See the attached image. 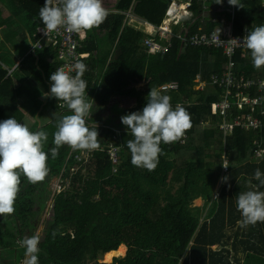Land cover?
Returning <instances> with one entry per match:
<instances>
[{
	"label": "trees",
	"instance_id": "1",
	"mask_svg": "<svg viewBox=\"0 0 264 264\" xmlns=\"http://www.w3.org/2000/svg\"><path fill=\"white\" fill-rule=\"evenodd\" d=\"M176 2L119 0L114 8L124 16L106 10L103 23L82 32L81 52L86 55L83 79L88 87L85 95L92 93L97 101L120 97L146 105L147 96H137L142 93L139 86L143 82L169 96L173 109L176 103L198 94V103L185 108L191 127L179 141L161 142L157 167L148 171L131 163L127 141L134 137L126 126H98L100 147L91 153L86 151L90 153L89 160L85 161L87 167L77 160L66 164L64 182L69 180L70 188L60 195H53L49 189L36 200L35 210L25 209L21 213L34 230V216L40 221L51 205L53 219L47 222L46 247L41 253L47 258L43 263H39L38 258V264H50L48 253L54 255L57 264L98 263L104 255L123 245L127 247V255L115 259L113 264H264V222L246 228L237 223L242 219L237 209L238 194L264 192V187L254 178L256 169L264 175V116L261 114L264 102L254 108V113L250 109V116L263 125L260 132L251 131L260 135L259 145L251 144L254 134L238 126L224 143L220 129L223 110L219 107L214 115L212 107L221 106L226 90L210 83L211 77L220 78L230 68L239 78L261 79L264 83V67L253 66L247 49H237L229 59L223 49L197 48L189 43L194 36L218 34L216 28H220L218 35L224 40L248 35L252 28L264 25V0H240L243 8L231 6L228 0H223L222 5L216 4V0H182L178 5ZM4 3L10 8L0 11V122L14 117L21 123L15 101L20 76L14 74L24 72L34 80V75L27 72L35 73L37 67L32 68L26 62L15 66L17 62L11 55L21 42L32 41L34 32L40 38L39 30L44 25L39 10L46 0H6ZM128 13L137 19L129 21ZM23 14H26L24 25L20 21ZM144 22L154 27V31H149ZM161 27L168 28L177 37L172 38L170 49L161 41ZM98 33H103L108 42L100 45ZM147 40H155L165 46L166 51L151 55ZM113 44L117 80L112 84L103 83L100 77L109 55L102 52ZM12 46L14 49L10 50ZM50 53L48 50L36 52L34 58L44 65ZM3 61L8 62L11 69L6 70ZM197 79L205 82L201 93L193 90ZM172 82L180 83L177 92L162 90ZM245 92L253 101L264 96V92L259 93L257 89ZM243 96L239 95L237 100L240 102ZM229 104L227 124L239 121L243 126L250 114L247 105L239 110L233 107V99ZM144 107L139 105L134 112H142ZM94 120L89 118L87 124ZM224 155L229 162L227 171L223 167ZM123 159L126 163H121ZM73 168L80 170L71 175ZM83 169L86 176L82 174ZM197 170L211 173L212 194L222 171L224 177L229 178L227 182L222 181L220 194L209 207V217L206 215L201 222L197 214L201 209L193 206L200 195H195L191 189ZM3 222L0 216V242L5 244L1 246L9 248L16 239L5 230ZM214 247L217 249H212Z\"/></svg>",
	"mask_w": 264,
	"mask_h": 264
},
{
	"label": "clouds",
	"instance_id": "2",
	"mask_svg": "<svg viewBox=\"0 0 264 264\" xmlns=\"http://www.w3.org/2000/svg\"><path fill=\"white\" fill-rule=\"evenodd\" d=\"M222 3L223 0H216V4ZM228 3L243 8L240 0H228ZM106 16L107 11L102 5V0H46L39 10V17L44 25L43 31L47 36L61 27L68 33L91 30L103 23ZM232 41L240 43L236 39L229 42ZM240 44L250 52L256 69L264 67V25L252 28ZM73 71L76 73L74 76L64 68H58L50 77V93L45 95L62 101L72 112L57 120L55 147L51 149L53 159L58 156L59 149L64 145L73 151H93L100 147L98 131L86 126L85 117L90 114L93 106L85 99V91L88 89L83 79L86 65L77 61ZM121 122L134 137L127 141L132 165L148 171L157 167L162 153L161 142L175 143L191 127L186 110L179 104L173 109L170 97L162 95L154 87H151L142 112L124 115ZM47 139L45 131H30L26 124L18 122L14 117L0 122V216L14 213L21 175L32 184L43 181L47 176L48 155L43 150ZM223 167L229 168L227 164H223ZM254 178L264 187V175L259 169H256ZM228 179L223 177L222 181L227 182ZM237 209L242 216L237 222L241 227L264 222V192L239 193ZM55 235L54 231L53 236ZM17 243L25 249L23 264H38L39 234L25 237Z\"/></svg>",
	"mask_w": 264,
	"mask_h": 264
},
{
	"label": "crops",
	"instance_id": "3",
	"mask_svg": "<svg viewBox=\"0 0 264 264\" xmlns=\"http://www.w3.org/2000/svg\"><path fill=\"white\" fill-rule=\"evenodd\" d=\"M181 1L182 0H177V2L175 4L178 5ZM120 12H122V11L109 12V13H116L117 14ZM145 23H147V24H145ZM144 26H147L149 28L148 30L151 32H153L155 29L154 27L150 26V24L148 22H144ZM124 27H125V25H124ZM34 35H35V38L31 41L32 42L31 51L28 53V57H32V59H33V63H32L33 65H31V67L34 68L33 66H35L37 68L34 69L35 73L27 72L29 74L34 75V80L32 78H29L28 74H26L24 72L22 73V75H17L16 73L14 74L15 76H18V77L20 76L19 80H17L18 95H17V97L15 96V101H16V105H17V113L21 117V123L26 124L28 126V128L30 129V131L35 132V131L43 130L47 133L48 139L46 142H44L43 150L48 155L47 164L50 165V164L54 163L53 158L51 156V149L53 147H55L54 133H55V131H57V127H56L57 120L62 118L65 115L72 114V112L67 108V106L63 108L60 106V104L58 105L57 103H59L60 101H58L57 99L51 97L50 95L45 96V95H47V93H50V88H51L50 77L56 71V69L54 67L49 65L48 59L53 58L55 56L56 50L50 44L42 41L41 38L38 39L35 32H34ZM84 36H85V34H84ZM96 37H97L98 43L100 45L102 42H104V43L108 42V40H105L106 37L103 33L96 34ZM173 37H176V36L174 35V33H172L167 28V33L164 37H162L161 41L164 43L165 46H167L170 49L171 40ZM23 43H25V42H21V44H23ZM38 43H41L44 46V48L41 50L35 49V47ZM114 44H115V42H114ZM114 44L111 45L107 50H104L102 52V54H108L109 55V58L103 67V73L100 77V81L103 83H111L112 84V83H115L117 80V56L115 57ZM143 45H144V42H143ZM28 47L29 46H27V48ZM11 49H14V47L12 46L10 48V50ZM44 50H48L51 53L49 54V56L44 61L43 66L45 68L40 69V63H38V59L37 58L35 59L34 56H35L36 52H43ZM151 55H161V54L159 53V54H151ZM11 56L15 59L17 56V50H16V52H12ZM16 62L17 63L15 66H20L21 63H23L24 61L17 60ZM5 69L9 70V69H11V66H5ZM12 74H13V70L9 72L10 76ZM239 79L244 80V81H253V80H255L256 82L261 81V79H252V80H247L245 78H239ZM211 80H212V77H211ZM211 80H210V83H211ZM139 88L142 90V93L139 97H144V95H146L148 97L150 90H151L150 85L147 82H145V83L143 82L142 85L139 86ZM204 88H205V82H203L202 79H197L196 85L193 87L194 92L201 93L204 91ZM179 89L175 90V92H177ZM246 93L247 92H242L241 95H246ZM198 96L199 95L196 94L195 97H191L190 99L186 98V99H184V101L176 103L175 106L177 104H179L184 109L187 106H194L198 103V98H199ZM238 98H239V96L237 94L227 96V93L224 92V97H223V100L221 102V106L219 104H214L212 107V113L214 115L217 114V112H218L217 109L219 107L222 108V110H223V112H222L223 116L221 118L220 129L223 132L224 143L227 140V138L233 133L234 129L240 127L244 131H246L248 133H252L255 135L253 137V139L251 140V144L256 147L259 145V140L261 139V137H260V135L253 133V132L254 131L260 132V130L247 129L245 127V125L248 123V118H246V120H244L243 126L235 127L233 130H230V131H226L224 129V126L227 125V123H228L226 120V112L229 109H224L222 107V104L225 102L229 103L231 99H233L234 103H237V102H239L237 100ZM85 99L87 101H90V103L91 102L92 103L93 102L98 103L105 110L103 113L100 109L97 111L93 110V116L92 117L96 120H94V124H92V126H89V128L90 129H96V130L98 129L97 124L100 123L98 120H101V118L98 116H100L102 114L104 116H106L109 113H112V114L120 113L119 116H124V115H127L129 113L134 112L135 104H139L134 99H129V98L122 99L120 97H111V98H108V99L103 100V101H101V100L97 101L96 97L94 95H92V93H90L88 97L86 94ZM55 102H56L57 107L55 106ZM139 105L146 106L145 104H139ZM246 108L249 110V113H250L249 115H252L250 112L251 105H247ZM118 109L122 110V111H119ZM239 110H241V109H239ZM256 115H258V114H256ZM258 117H259V115H258ZM105 119H107V117H105ZM113 127H114V125H113ZM207 127H210V124H208ZM251 131H253V132H251ZM98 134H99V136H98V139H99L101 137V134L99 133V131H98ZM48 144L51 147L48 146ZM182 145H185V142H183ZM85 152L86 151H80V152L76 153L69 146H67V145L62 146L59 149L58 156L56 157V158H60L58 163L62 164V166L59 167L58 169L53 170L54 175L50 177L51 178L50 180H48L46 182L43 180V181L35 184L36 185V187H35L36 196L41 195V191L43 188H45L47 191L50 189L52 191L53 195H56L58 192L67 191L70 188V182H69V180L64 182L66 164L68 163L69 160H77L76 161L77 163H84V167H85V163H86L85 161H88L89 157H90V155H88L87 157H85V159H82V157L84 158ZM257 157H259L258 154H257ZM222 158H223V164L225 163V164L229 165V162L226 159V156L224 155ZM122 161H123V163H126V159H123ZM124 166H126V164ZM73 169H77V171L80 170V168H73ZM73 169L71 170V175H74V173H75L73 171ZM51 170L52 169L50 167H48V172ZM83 171H85V169L82 170V173H83ZM197 172H203V174H204V175H201L204 177H202V179L200 178V183H199V186L201 188V194H200V192L194 191L195 195H200V196H199V198H197L194 201V205H193L195 208L201 209L200 213H197L200 217V222H201V219L203 221V219L205 218L206 215H207V217H209V207L211 206L212 202L215 201L217 199L218 195L220 194V190L222 188V178L224 177L225 173L223 171L221 172V180L218 181V184L215 186L214 193L212 194L211 188L213 187V181H212L211 173L208 172L207 170H197L194 174V179H193V181H195V182H196V173ZM20 179H26V177L21 175ZM55 179H56V181L50 185V182L55 180ZM48 184H49V186H48ZM194 184H196V183H193L192 185H194ZM203 189H205V192ZM18 195L21 196L22 193H18ZM203 196H205V197H203ZM208 202H209V204H207ZM50 204H52V201L50 202ZM52 215H53V213H52ZM14 219L15 220H11V221H14V224H10L12 226V228H10L6 224H4L5 230L8 231L10 234H13L15 239H17L15 241H13L14 246H11L9 248H4V246H1V245H5V244L4 243L1 244V242H0V252H2V253H0V255H2V256L5 255L6 257L7 256L9 257V259L7 260V264H12V262H13V264H19V263L23 262V260H25V255L20 257L19 256L20 252L18 254H16V251L18 250L17 247L20 246L17 242L19 241V235L21 233H18V230H19L18 228H20V224H18V220L16 217ZM232 225L235 226V224H232ZM22 226L27 227V226H25V222L22 224ZM31 231L32 230H30V231L27 230V232H31ZM124 247L126 249L125 254L127 255V252H128L127 247L126 246H124ZM213 249L216 250L217 247H214ZM119 258H124V257H118V259ZM113 263H114V261H113Z\"/></svg>",
	"mask_w": 264,
	"mask_h": 264
},
{
	"label": "built area",
	"instance_id": "4",
	"mask_svg": "<svg viewBox=\"0 0 264 264\" xmlns=\"http://www.w3.org/2000/svg\"><path fill=\"white\" fill-rule=\"evenodd\" d=\"M173 15V14H172ZM127 19L136 20L134 16L130 15V13L126 14ZM147 24V23H145ZM162 33V37H164L167 33L166 27L159 28ZM40 38L42 41L50 44L55 48L56 54L53 58H49V65L54 67L56 70L58 68H64L66 72H69L70 75H75V71H73V66L77 61L82 62L86 59V55L81 52L83 39V33H68L64 30L63 27L58 28L55 32L50 33L48 36L44 33L43 29L39 30ZM244 36L236 37L230 40H224L218 34H204L199 36H194L189 40L190 45L197 48H220L223 49L227 56L230 57L235 53L237 49H246L240 43H243ZM239 40L232 41L231 40ZM146 46L148 48L149 53L151 54H159L164 53L166 51V47L159 44L155 40H147ZM44 46L41 43H38L35 49H43ZM231 66V64H230ZM211 83L213 85H218L220 88H224L226 90L227 96L233 94L234 91L237 92V95H241L242 92L257 89L259 93L264 92V83L261 81H244L239 79L230 68L223 76L220 78L212 77ZM180 87L179 82H172L169 85L162 87V90L174 91ZM264 102V96L258 98L257 100H252L250 96L244 95L240 102L234 103L233 107L235 109H241L244 105H251V112L254 113L255 107L257 105H262ZM61 107H65L64 103L60 104ZM222 107L224 109H229L231 105L229 103H223ZM264 116V110L261 112ZM248 123L245 125L247 129L260 130L263 125L261 121L258 119H253L250 115L248 116ZM241 126L239 121H235L234 123H230L224 126L226 131L233 130L234 127ZM260 156V154H258ZM227 171V169H225Z\"/></svg>",
	"mask_w": 264,
	"mask_h": 264
},
{
	"label": "rangeland",
	"instance_id": "5",
	"mask_svg": "<svg viewBox=\"0 0 264 264\" xmlns=\"http://www.w3.org/2000/svg\"><path fill=\"white\" fill-rule=\"evenodd\" d=\"M4 1L6 0H0L1 2V5H0V11L3 10V9H8L10 8V5L9 4H6L4 3ZM119 1V0H102V5L103 7L105 8V10H108L110 12H119V10L115 9L114 6H115V3ZM203 1H206V0H203ZM16 11V10H15ZM14 12V11H13ZM12 12V13H13ZM12 13L9 15V17H12ZM123 13H117L115 15H122ZM26 16V14H23L22 17H20V21H23V24L24 25V17ZM124 16V15H122ZM126 18V17H125ZM216 33L220 34V28H216L215 30ZM15 44H18L14 41ZM7 42L4 43V47L6 48V50L8 51L9 50V47L7 46ZM31 45H32V42L31 41H26L25 43L21 44L18 49H17V56L15 58V60H22L30 65H33V59L32 57H28V53L31 51ZM27 46H29L27 48ZM3 63L6 65V66H9L8 65V62L6 61H3ZM45 67L40 64V69H44ZM141 95V92H139L137 94V96L139 97ZM90 102V101H88ZM92 103V102H91ZM92 109H91V112L90 114L85 117V120H86V126H92V124H94L93 122H88L89 118H91L93 116V110H101L102 113L105 111L104 108H102V106H100L98 103L96 102H93L92 103ZM139 107V104H135L134 106V111H136ZM119 110V109H118ZM119 111H122V110H119ZM120 113H115V114H112V113H109L107 114L106 116H104L103 114L98 116L101 118V120H98L100 122L99 125L97 126H105V127H113L114 125V128H122V122H121V117L122 116H119ZM105 117H107V119H105ZM48 146H50L48 144ZM51 147V146H50ZM93 152V151H90V153ZM90 153H87L85 152L84 154V158L82 157V159H85V157H87L88 155H90ZM60 160V158H55L53 159L54 163L48 165L47 164V167H50L52 170L48 172L47 176L45 177L44 181H48L50 180L51 176L54 175V172L53 170L55 169H58L59 167L62 166V164H59L58 161ZM123 163V162H121ZM85 167H87V163H85ZM73 171L76 173L77 172V169H73ZM84 176H86V171H83L82 173ZM201 175H204L203 172H197L196 173V182L194 181L193 183H196L194 185H192V190L195 191V192H201V188L199 186V183H200V178L202 179V177L204 176H201ZM56 181L53 180L50 182V185L52 183H54ZM49 186V184H48ZM35 187L36 185L35 184H32V183H29L27 181V179H20V185H19V193H22L21 196H17V199L15 201V205H14V208H15V211L13 214L11 215H7V216H2L3 219H4V222L3 224H6L8 227L12 228V226L10 224H14V221H11L10 218H17L18 220V224H20V228H18V233H21L19 235V240H22L24 239L25 237H30L32 236L33 234H39L40 236V243L38 245V248H39V252L37 253L38 255V258L40 259L39 263H43L44 261H46L45 259L47 258L46 255H41L42 252H44V248L46 247V240H45V232L47 230V222L51 221L53 218H52V210H51V206L48 207L46 213L44 215H42V218L40 221H38V219L34 216V221L36 223L35 225V229L32 230L33 226H28L29 224H27V222H25V218L22 216V211L25 210V209H30V210H35L36 208V204H37V201L39 196H36L35 194ZM47 193V190L45 188L42 189L41 191V195H44ZM62 192H58L56 195H60ZM33 208V209H32ZM15 220V219H14ZM25 222V226L27 227H24L22 226V224ZM32 230L31 232H27ZM7 237V236H5ZM7 238H11V237H7ZM15 240V239H13ZM17 240V239H16ZM17 251H16V254H18L19 252V256L22 257L25 255V249L21 246H18L17 247ZM2 253V252H0ZM48 257H49V263L50 264H57V262L54 260V255L52 253H48ZM125 257V255L123 256ZM105 255L100 259V261L98 263H90V264H113V261L114 259H118V257H114L112 259V261L110 263L106 262L105 261ZM9 259V257L5 256V255H0V264H7V260ZM24 262V260H23ZM23 262L19 263V264H23ZM11 263V262H10ZM13 264V262H12Z\"/></svg>",
	"mask_w": 264,
	"mask_h": 264
},
{
	"label": "bare ground",
	"instance_id": "6",
	"mask_svg": "<svg viewBox=\"0 0 264 264\" xmlns=\"http://www.w3.org/2000/svg\"><path fill=\"white\" fill-rule=\"evenodd\" d=\"M125 252V247L121 246L117 251H113L111 253L106 254L104 259L106 262L110 263L114 257H123L124 255H126Z\"/></svg>",
	"mask_w": 264,
	"mask_h": 264
}]
</instances>
